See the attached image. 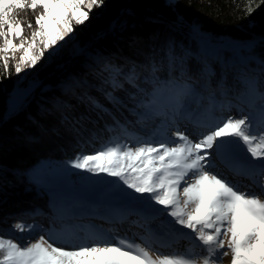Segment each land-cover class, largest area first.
Here are the masks:
<instances>
[{"label":"snow or ice","instance_id":"obj_1","mask_svg":"<svg viewBox=\"0 0 264 264\" xmlns=\"http://www.w3.org/2000/svg\"><path fill=\"white\" fill-rule=\"evenodd\" d=\"M103 5L104 0H0L4 75L13 69L18 75L36 67L46 53L53 55L75 26L85 24L93 8ZM253 11L248 8V15ZM29 12L34 25L22 17ZM103 71L111 77L105 83L113 91L131 85L134 91L124 101L112 92L105 95L117 108L130 104L135 120L113 118L105 127L114 135L94 151H82L71 167L114 178L113 187L127 205L141 209L135 214L142 220L130 221L127 230L96 228L79 240L61 241L50 231L47 238L40 235L22 246L0 236V264H220L229 252L231 264H264V92L257 91L256 81L239 79L244 92L237 98L249 111L238 108L233 116L227 113L236 106L222 81L215 88L208 82L198 85L156 63L111 71L105 65ZM254 97L260 101L258 110H253ZM149 124L151 131L138 136L137 126L148 129ZM238 148L246 149L242 163ZM217 161L258 191H245L218 169ZM38 214L39 209L33 213ZM131 214L101 218L123 225ZM158 217L169 218L160 222L163 234L187 239L192 247L168 253L154 247L155 233L148 225ZM13 227L30 232L37 226L21 217ZM133 227L144 234L132 232Z\"/></svg>","mask_w":264,"mask_h":264},{"label":"trees","instance_id":"obj_2","mask_svg":"<svg viewBox=\"0 0 264 264\" xmlns=\"http://www.w3.org/2000/svg\"><path fill=\"white\" fill-rule=\"evenodd\" d=\"M248 8L254 9L251 15ZM22 17L34 25V14ZM24 32L30 36L29 29ZM211 36L212 43L197 38ZM216 42L236 44L237 59L216 47ZM77 43L76 53H67L35 72V90L11 116L7 104L17 75L11 70L5 76L0 66V226L20 221L13 215L21 209H53L49 194L39 193L44 175L36 169L41 163L92 152L114 135L105 127L113 118L121 123L125 117L135 120L129 113L130 104L117 108L105 95L112 92L124 101L127 92L134 91L129 84L113 91L105 83L111 79L103 71L105 65L111 71L133 63H156L198 85L208 82L215 88L222 81L230 89L229 96L236 97L244 92L240 77L249 76L256 81L257 91L264 92L261 0H104L103 7L93 8L90 19L79 28ZM245 51L254 56L247 57ZM63 194L71 202L55 208H70L77 199L81 201L78 206H87L90 213L101 209L95 197L80 198L82 192Z\"/></svg>","mask_w":264,"mask_h":264},{"label":"rangeland","instance_id":"obj_3","mask_svg":"<svg viewBox=\"0 0 264 264\" xmlns=\"http://www.w3.org/2000/svg\"><path fill=\"white\" fill-rule=\"evenodd\" d=\"M86 24V22H85ZM84 25V24H83ZM83 25L75 26L74 32L71 34L69 38H66L65 42H61L59 45L56 46L55 52L53 55H49L48 53L45 54V58L37 64L36 67L32 69H26L24 72L20 74H16V80L14 84L13 91L9 97L8 104H7V114L12 115L16 111L19 110L21 105L24 103L25 99L32 93V91L36 88V80L35 79V72L42 66L50 64L52 61L61 59L67 53H76L79 50V46L77 45V36L78 30ZM200 39V42L204 43H212L211 39H205L204 37H197ZM18 42V41H17ZM216 47H220L225 49L228 54H230L235 60L237 59L236 50L238 46L234 43H214ZM240 46V44H239ZM21 53H16L17 57H19ZM245 55L254 56L249 52L245 51ZM13 63L10 61V64ZM238 64V62H236ZM0 66L2 62H0ZM14 70V69H13ZM15 72V71H14ZM253 72V71H252ZM242 76V75H240ZM241 78V77H240ZM193 83H196L194 80H191ZM79 82H82L81 79ZM233 103H235L236 96L229 97ZM247 99V98H245ZM238 102V101H237ZM260 105L259 100H254L253 103V110H258ZM238 108H243L245 114L249 111V108L246 105L243 106H236L227 113L233 116L238 115ZM217 115L220 113L217 112ZM159 123V121H157ZM153 125L149 124L148 129L140 128L137 126L136 132L138 136H143L145 131H151ZM191 125L189 128L191 129ZM127 142V141H122ZM245 152L246 149L238 148L236 149V155L239 162H243L245 159ZM76 157L67 160V161H45L40 164L36 172L38 174L44 175L42 177V183L39 184L40 194L45 195L49 194L50 201H54L53 209L52 210H44L40 207H29L26 209H21L19 212L14 213L13 217H19L26 219L24 222L29 225H36L37 227L33 231H24L23 233L15 232L14 224L12 222H4L2 226H0V236L5 238H12L15 242L21 243L22 246L26 244H30L35 242L39 239L40 235H45L46 238L50 231L55 232L57 236L60 238L61 241L63 240H79L83 239L88 231L96 229V228H112V227H119L123 230H127L130 227V221L134 220H142V217L135 214V212L140 211L139 207H130L127 205L124 198L116 191L113 187L117 184V181L114 178L108 177L106 175H93L91 173L85 172L83 170L74 169L71 167V161L74 160ZM253 163H256L253 161ZM218 169L226 176H228L233 181L239 183L245 191L252 190L258 191L255 187L252 186L251 181L244 178L243 176L233 174L229 172L224 165L219 164L217 161ZM42 188V189H41ZM82 194L79 196L80 198H88L95 197L94 200L96 203L101 207L98 211L89 212L86 207H79L78 205L80 200H73L76 205L70 206L67 208H55L57 204L71 202L72 199L67 197L61 196L67 194H74L77 195L79 193ZM54 193L55 198H53L50 194ZM52 194V195H54ZM64 201H58V197ZM91 197V198H92ZM142 199V198H141ZM157 208H161L162 206H155ZM39 209L38 215H33V213ZM130 211L133 214L128 215V221L125 222L123 225H114L109 223L107 219H102L101 217H116L128 214ZM57 212V214H56ZM169 219L167 217H158L155 220H152L151 223L148 225L149 228L153 230L155 235L153 236V246L158 248L160 252L168 253V252H179L185 249L192 247V244L189 240L184 238H178L174 235H165L162 233L160 229V222L161 220ZM19 220V219H17ZM179 227V226H176ZM120 232V235L124 234V231ZM183 231L188 232L189 230L184 229ZM132 232H138L141 235L144 234L143 229H138L133 227ZM131 236V233H129ZM27 236V237H26ZM139 242V240H137ZM59 246V245H58ZM197 251H199L197 249ZM155 254V253H153ZM220 264H231V253L229 255L222 258Z\"/></svg>","mask_w":264,"mask_h":264},{"label":"water","instance_id":"obj_4","mask_svg":"<svg viewBox=\"0 0 264 264\" xmlns=\"http://www.w3.org/2000/svg\"><path fill=\"white\" fill-rule=\"evenodd\" d=\"M212 38H214L213 36H211ZM211 37L209 39H211ZM206 39V38H205ZM215 40V39H214ZM210 41H213L212 39Z\"/></svg>","mask_w":264,"mask_h":264},{"label":"bare ground","instance_id":"obj_5","mask_svg":"<svg viewBox=\"0 0 264 264\" xmlns=\"http://www.w3.org/2000/svg\"><path fill=\"white\" fill-rule=\"evenodd\" d=\"M16 223H18V222H16ZM14 225H15V224H14ZM15 232H16V233H18V231H17V230H15Z\"/></svg>","mask_w":264,"mask_h":264}]
</instances>
